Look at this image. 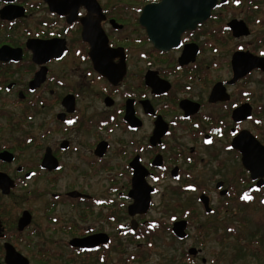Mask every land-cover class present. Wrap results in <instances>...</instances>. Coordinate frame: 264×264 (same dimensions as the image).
Wrapping results in <instances>:
<instances>
[{
	"label": "flooded vegetation",
	"instance_id": "1",
	"mask_svg": "<svg viewBox=\"0 0 264 264\" xmlns=\"http://www.w3.org/2000/svg\"><path fill=\"white\" fill-rule=\"evenodd\" d=\"M81 1L58 0L51 10L45 0H0V264L64 261L61 253L44 246L37 250L34 242L32 207L45 196L44 232L70 234L62 242L69 253L95 257L99 263L106 262L112 243L108 211L114 205L128 221L119 226L120 237L145 241L163 227L175 237L172 228L178 221L187 222L186 232L189 209L181 217L168 215L171 187L196 193L203 214L213 215L211 191L195 181L202 175L199 169L212 164L221 168L222 152L240 161L248 179L240 200L248 204L252 198L243 200L245 194H260L264 204V184L257 187L258 180L251 179L241 154L232 148L242 132L264 147L244 127L254 125L260 114L251 105L252 94L237 91L254 72L264 73L253 70L232 82L231 65L237 52L264 56L240 47L229 59L217 61L227 37L250 36L234 37L228 27L233 20L247 26L244 20L224 23L216 13L226 10L230 0H217L210 17L182 32L176 46L167 50L156 47L141 22L149 19L145 9L161 0ZM160 18L154 15V21ZM221 63L229 68L228 78H220ZM244 105L250 116L237 121L234 113ZM209 140L211 144L205 143ZM30 150L32 158L26 155ZM95 178L102 182L98 194L92 190ZM209 181L219 198L236 195L228 178ZM37 182L43 187H31ZM167 185L171 187L163 193ZM145 193L148 210L138 214L131 206ZM160 193H167L163 203L155 200ZM201 196L208 199L210 212ZM59 209L75 210L85 224L53 216ZM155 209L165 211L149 221ZM94 212L101 227L100 222L86 224ZM27 217L28 224L21 226ZM94 235H106L108 241L89 249L71 245ZM190 249L188 260H196L199 254L189 255ZM200 262L207 264L205 258Z\"/></svg>",
	"mask_w": 264,
	"mask_h": 264
},
{
	"label": "rangeland",
	"instance_id": "2",
	"mask_svg": "<svg viewBox=\"0 0 264 264\" xmlns=\"http://www.w3.org/2000/svg\"><path fill=\"white\" fill-rule=\"evenodd\" d=\"M249 1L253 2L252 6L258 5V8H250ZM238 4V6H234V2L230 0L226 5L228 7L226 10L221 12L217 10L216 13L222 17L224 23L231 18L244 20L249 27L250 36L237 40L227 37L222 46L221 54L216 57L218 62L229 59L233 51L240 47L248 48L256 55L264 52V0H239ZM219 75L221 79L228 78L229 68L222 64ZM239 90L251 92V105L254 112H260L259 116L254 118V125L249 123L244 127L257 136L264 145V76L259 72H254L249 77L247 84H241L237 87L238 92ZM256 122L260 124L256 125ZM220 149L222 148L220 147ZM33 154L34 152L30 150L26 155L32 158ZM24 159L27 161L29 158L25 157ZM219 160L222 164L220 169L214 168L213 164L211 167L207 165L198 170L200 171L199 174L202 175L197 177L195 181V184H199L201 188L211 191V201L215 208L213 215L203 214L202 208L197 203L196 193H181L175 186L167 185L162 189L164 193L166 188L171 187L173 189L170 191L174 195H169L167 198V193L163 197L161 192L155 197L156 202L160 201L161 203L167 198L168 215L181 217L187 209L190 210V225L186 231L187 237L183 241H178L173 237L166 229L167 227L159 230L156 228L157 230L152 231L144 239L145 241L138 239L134 242V239H130V237H120L117 230L122 223L128 221L125 222L124 215L114 205L108 211V234L112 243L109 246V252L107 251L104 257L106 262L99 263L95 257H76L70 254L62 244L63 241L66 243L70 239V234L44 232L43 227L46 221L43 215V203L48 198L45 196L32 207L35 211V222L32 229H37V236L34 238V242L37 243V250L44 246L53 253H61L64 261L60 264H201V258H205L207 264H264V204L260 200V194L249 196L252 201L248 204L240 200L239 195L246 190V182H248L245 172L240 166V161L234 158L232 154L224 152L220 153ZM215 176H221L222 179L228 178L236 191V195L223 199L212 192L214 183L209 180H213ZM185 183L183 182L182 186H185ZM92 184L93 193L98 194L101 191L102 182L95 178ZM31 187L38 189L42 188L43 185L37 182ZM45 187L46 185H44ZM260 193H264V189ZM164 211L155 209L147 218L149 221H154L161 216L160 212ZM106 213L104 214L105 221ZM53 216H61L68 223H74L76 226L85 224L82 221L85 218L81 220L80 215L75 210L59 209ZM101 221V217L98 218L94 212L89 216L86 224L91 225L100 222L99 226L101 227ZM142 229L144 230L145 226H142ZM146 241H150V244L148 245ZM189 248L201 250V253L198 251L199 255L196 256V260H188L186 254ZM30 256L33 257H30L31 262H33L35 260L34 254L31 253ZM57 262L58 260H52L50 264H57Z\"/></svg>",
	"mask_w": 264,
	"mask_h": 264
},
{
	"label": "water",
	"instance_id": "3",
	"mask_svg": "<svg viewBox=\"0 0 264 264\" xmlns=\"http://www.w3.org/2000/svg\"><path fill=\"white\" fill-rule=\"evenodd\" d=\"M51 10H56L58 0H45ZM84 3L81 0H78ZM224 3V0L222 1ZM217 5V0H161L157 5L148 6L145 10L149 19H143L141 22L146 27L149 38L157 48L167 50L176 46L179 36L185 30H193L197 24L206 21L213 9ZM154 15L161 18L154 21ZM234 37L248 36L250 34L248 27L242 21L233 20L228 24ZM233 80H239L253 70H260L264 73V57L254 56L249 52H237L233 55L232 61ZM218 96L219 92L217 93ZM250 116V108L246 105L241 106L234 113L237 121L244 120ZM232 148L241 154L243 168L250 173L252 180L257 181V187L264 184V147L247 132H242L232 143ZM12 186V185H10ZM200 201L208 209V199L200 197ZM149 197L145 193L141 198H135L134 208L138 214H144L148 210ZM131 215L135 213L130 211ZM29 218H25L21 226L28 224ZM186 221H178L173 224L172 232L178 239L186 237ZM106 235H94L85 239H74L71 242L73 247L92 248L101 243H106ZM189 255H196L198 251L191 248ZM23 264H27L24 262Z\"/></svg>",
	"mask_w": 264,
	"mask_h": 264
},
{
	"label": "snow or ice",
	"instance_id": "4",
	"mask_svg": "<svg viewBox=\"0 0 264 264\" xmlns=\"http://www.w3.org/2000/svg\"><path fill=\"white\" fill-rule=\"evenodd\" d=\"M237 3H239V0H237ZM262 56H264V53H261ZM69 123H72V121H69ZM205 143H208V144H211L212 142L209 140V141H205ZM192 191H195V188H192L191 189ZM243 200L245 201H248L250 198L248 197L247 194H245L243 197H242Z\"/></svg>",
	"mask_w": 264,
	"mask_h": 264
}]
</instances>
